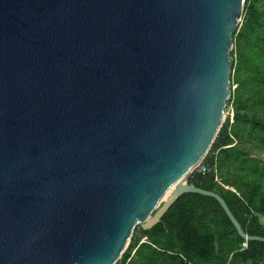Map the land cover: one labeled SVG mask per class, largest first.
<instances>
[{"label":"water","instance_id":"water-1","mask_svg":"<svg viewBox=\"0 0 264 264\" xmlns=\"http://www.w3.org/2000/svg\"><path fill=\"white\" fill-rule=\"evenodd\" d=\"M245 3L0 0V264H117L187 193L264 242L189 183L228 118Z\"/></svg>","mask_w":264,"mask_h":264},{"label":"trees","instance_id":"trees-1","mask_svg":"<svg viewBox=\"0 0 264 264\" xmlns=\"http://www.w3.org/2000/svg\"><path fill=\"white\" fill-rule=\"evenodd\" d=\"M233 38L234 116L189 183L221 195L247 235L264 237V161L242 148H264V0H246ZM120 264H264V242L243 238L216 198L187 193L154 227L135 229Z\"/></svg>","mask_w":264,"mask_h":264},{"label":"rangeland","instance_id":"rangeland-1","mask_svg":"<svg viewBox=\"0 0 264 264\" xmlns=\"http://www.w3.org/2000/svg\"><path fill=\"white\" fill-rule=\"evenodd\" d=\"M243 18V17H242ZM241 23V22H240ZM236 88V86L233 87V90ZM234 108H233V104L230 105V108H226V113H227V117L230 116L232 117V114L234 112ZM230 114V115H229ZM238 142L237 140L235 141V144L236 145ZM242 148L243 150L249 152V154L252 156V157H255L256 159H259L261 161H264V148H262L261 146L257 145V143L255 142H250V143H245V144H242ZM199 169V168H198ZM228 188V187H227ZM165 203H163L164 205ZM157 211V209L153 212L155 213ZM153 215V214H152ZM151 215V216H152ZM146 241V238H143L142 239V242H145ZM121 260L122 258L118 261L117 264H120L121 263Z\"/></svg>","mask_w":264,"mask_h":264},{"label":"built area","instance_id":"built-area-1","mask_svg":"<svg viewBox=\"0 0 264 264\" xmlns=\"http://www.w3.org/2000/svg\"><path fill=\"white\" fill-rule=\"evenodd\" d=\"M230 115V114H229ZM234 116V112L232 114V117ZM199 169L201 172L205 173L207 168L203 165V162L201 163V165L199 166Z\"/></svg>","mask_w":264,"mask_h":264},{"label":"bare ground","instance_id":"bare-ground-1","mask_svg":"<svg viewBox=\"0 0 264 264\" xmlns=\"http://www.w3.org/2000/svg\"><path fill=\"white\" fill-rule=\"evenodd\" d=\"M172 195L171 194H168L163 200H162V203L163 202H166L167 199H169ZM161 205V204H160ZM147 217V216H146ZM146 217L144 218V220L146 219Z\"/></svg>","mask_w":264,"mask_h":264}]
</instances>
